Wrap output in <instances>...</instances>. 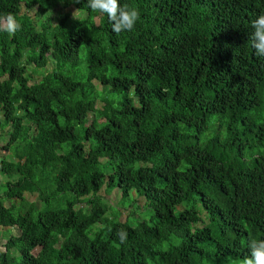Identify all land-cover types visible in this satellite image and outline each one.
<instances>
[{
    "label": "trees",
    "instance_id": "16d2710c",
    "mask_svg": "<svg viewBox=\"0 0 264 264\" xmlns=\"http://www.w3.org/2000/svg\"><path fill=\"white\" fill-rule=\"evenodd\" d=\"M119 2L140 19L117 34L87 0H0L22 25L0 30V264H227L264 240V0ZM131 195L149 220L106 202Z\"/></svg>",
    "mask_w": 264,
    "mask_h": 264
},
{
    "label": "clouds",
    "instance_id": "9594fccd",
    "mask_svg": "<svg viewBox=\"0 0 264 264\" xmlns=\"http://www.w3.org/2000/svg\"><path fill=\"white\" fill-rule=\"evenodd\" d=\"M79 3L80 0H75ZM88 7L92 11H99L106 14L112 23V31L119 34L122 31H130L140 19L138 9L129 8L127 4L121 6L119 0H87ZM0 30L15 34L22 29L12 14L0 16ZM254 29L250 36V42L256 55L264 57V13L252 21ZM117 236L123 244L127 239V232L121 229ZM230 264H264V240L253 241L249 245V253L239 260L231 261Z\"/></svg>",
    "mask_w": 264,
    "mask_h": 264
},
{
    "label": "rangeland",
    "instance_id": "374dc122",
    "mask_svg": "<svg viewBox=\"0 0 264 264\" xmlns=\"http://www.w3.org/2000/svg\"><path fill=\"white\" fill-rule=\"evenodd\" d=\"M62 6L60 5H54L53 6V10L46 12L44 15H41L39 13H37L36 11H33L32 16L34 19V22L37 25V29L38 31H41L42 26H41V21H43L44 23L49 22L51 25H56V23H58L59 18L57 16L58 12L57 10L60 9ZM70 15L72 16V19L74 18H86V16L84 14H81L79 12L76 11H71L69 10ZM88 30H92L93 29V24H88ZM49 57V64H50V69H53L55 67V63L54 60L50 57V54L48 55ZM27 56H25L24 58V64L27 65ZM28 69L30 70V73H32L34 76H41L44 72H45V68H40L38 66H36L35 64H33V66L28 65ZM49 79L54 83L55 82V77L53 74H49ZM1 131V130H0ZM1 133V132H0ZM1 154L3 155L4 152H1ZM7 158H9L10 160L12 159L10 154L7 153ZM104 164L106 165L107 168H110L109 163L107 162V159H103ZM7 181V178H5L4 176L0 175V185H4ZM102 193H113V190L109 191L106 189V187H103V189L101 190ZM29 198L31 200H36L38 201V196L36 193H34L33 195H30ZM107 204L114 208V209H120L124 212V214H126L128 216V218L130 219V221L136 225L138 224V222H140L143 219L149 220L150 218V213L151 210L148 209L144 202L139 199V200H135V197L133 195H131L128 200L125 202V204H120L119 201L117 200L116 197H113L112 199H106ZM12 233H17V229H12ZM7 236L8 234L2 229L0 230V260L3 258L4 256V252L6 250L5 247V243L7 240ZM230 264V263H227Z\"/></svg>",
    "mask_w": 264,
    "mask_h": 264
}]
</instances>
